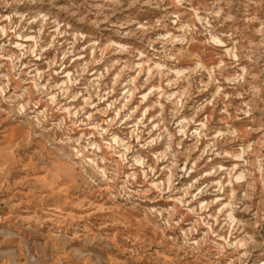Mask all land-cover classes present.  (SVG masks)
Returning a JSON list of instances; mask_svg holds the SVG:
<instances>
[{
  "label": "clouds",
  "instance_id": "clouds-1",
  "mask_svg": "<svg viewBox=\"0 0 264 264\" xmlns=\"http://www.w3.org/2000/svg\"><path fill=\"white\" fill-rule=\"evenodd\" d=\"M139 2L95 5L88 22L121 39L74 34L43 10L25 15L19 31L0 29L17 49L0 44V191L13 196L9 212L30 202L57 264L62 242L80 238L105 246L84 264H241L238 222L264 220V86L242 64L249 47L234 33L212 36L234 19L225 0H160L183 11L117 24L116 9ZM249 2L264 37V0ZM165 24L159 48L131 42ZM204 34L227 58L197 50ZM214 160L223 163L202 171ZM209 175L211 184L199 183ZM206 187L223 211H208ZM0 264L26 262L18 254Z\"/></svg>",
  "mask_w": 264,
  "mask_h": 264
},
{
  "label": "rangeland",
  "instance_id": "rangeland-1",
  "mask_svg": "<svg viewBox=\"0 0 264 264\" xmlns=\"http://www.w3.org/2000/svg\"><path fill=\"white\" fill-rule=\"evenodd\" d=\"M99 0H13L11 8L7 7L8 0H0V29L8 31L15 27L19 31L24 16H32L37 11L47 12L55 20L65 24H71L74 34L84 32L94 39H121L117 29L109 25L94 27L88 21L95 13V5ZM167 2V0H166ZM159 5V7H157ZM187 7V5H185ZM175 11L183 9L166 8L165 4H160V0H150L145 4L143 0L129 8L127 6L116 9L117 15L113 17L117 24L130 19H138L149 25L154 23L157 17L170 15ZM225 11L234 19L215 26L212 36H222L227 40L228 33H234L248 45L249 51L245 55H251V61L242 59V64L247 68L249 76L253 77L255 83L264 86V37L257 34V23L250 17L253 8L249 0H225ZM88 14L85 17V14ZM13 19H7L9 16ZM18 17L19 19H15ZM81 17H85L83 20ZM170 25L165 24L164 28H158L149 34H137L133 41L141 48H147L149 40H156V47L159 48L163 42L166 28ZM35 28V26H33ZM32 29L26 30L23 35H28ZM178 34V33H177ZM11 36V32L9 31ZM201 41H209L206 44L197 45L196 48L207 58L215 62L217 56L227 58V51L211 42L212 38L207 34L199 37ZM128 43V40L124 41ZM12 43H24L23 39L13 38ZM0 44L6 45L5 51L16 52L8 43L7 38L0 39ZM229 42L228 47H231ZM50 57L51 52L45 54ZM41 66H44L42 62ZM259 103V101H258ZM217 119H219V109H217ZM30 149H25V155ZM223 163L221 160H214L210 164L204 165L202 171H211L216 165ZM196 176L184 177L180 183H186ZM164 179L163 176L160 177ZM216 179L215 175L204 177L199 183L208 185ZM215 191L213 188L206 187L200 194V199L207 203L208 211L212 214L223 211L220 205L215 202ZM13 196L7 191H0V261H10L18 254L26 264H57V257L49 243V229L46 225L41 226L32 222L31 204L25 202L21 206L9 212V204ZM241 234L237 236L234 243L243 251L241 264H264V220L255 217H245L239 222ZM235 231V229H233ZM231 233H229L230 235ZM105 254V246L102 241H92L89 238L75 240H65L62 242V259L64 264H84L91 259L99 261Z\"/></svg>",
  "mask_w": 264,
  "mask_h": 264
}]
</instances>
